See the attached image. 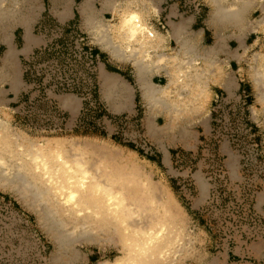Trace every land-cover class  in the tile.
<instances>
[{
    "label": "rangeland",
    "instance_id": "374dc122",
    "mask_svg": "<svg viewBox=\"0 0 264 264\" xmlns=\"http://www.w3.org/2000/svg\"><path fill=\"white\" fill-rule=\"evenodd\" d=\"M183 5L187 7L184 11L189 12L191 6L185 0ZM200 9L199 6L196 10L198 15L202 14ZM262 17V14L250 16L255 35L248 39L246 52L241 51L246 57L241 68L248 79L253 76L251 67L264 54V28L259 24ZM34 29L50 53L41 55L35 64L26 63L29 73L24 91L7 95L0 106L14 143L18 140L25 146L29 143L41 146L60 140L67 158L74 159L83 152L84 159H88L87 168L101 171L102 177L99 174L98 177L102 180L107 175L121 180L137 178L133 182L142 175L149 177L157 194L165 193L180 207L179 228L170 231L173 237L179 236L175 246L178 254L169 257L167 264H225L227 252L236 249L239 243L264 240V206L259 213L255 209L256 198L264 194V128L259 124L264 122V111L250 79L236 95L222 94L215 98L210 129L208 133L199 129L197 150L175 149L171 152V166L167 167L161 164L162 156L147 136L139 115H112L101 103L99 61L89 71L79 60L81 48L88 43L79 29L78 15L70 25L63 26L49 14H43ZM89 48L95 56L94 47ZM237 49L232 46V51ZM39 65L45 66L44 72L39 71ZM61 79L83 89L93 83L94 98L102 113L96 118L82 119L80 115L72 119L59 107L56 98L73 95L80 99V96L77 92L55 90L54 84ZM48 99L54 102L63 119L49 113ZM7 160L10 167L20 164L14 159ZM3 171L8 175L15 173L6 168ZM23 176L24 181L20 178L22 182L17 180L18 184L8 176L7 182L0 179V264H110L115 260L123 238L117 231L103 233L104 237L93 240L77 237L69 248L63 249V237L52 230L47 218L51 211L60 212L58 201L51 191L50 201L44 195L37 198L36 190L28 196L20 187L31 175ZM62 219L66 231L76 234L73 231L76 223L65 216ZM57 220L61 218L58 216Z\"/></svg>",
    "mask_w": 264,
    "mask_h": 264
},
{
    "label": "crops",
    "instance_id": "0c3cea01",
    "mask_svg": "<svg viewBox=\"0 0 264 264\" xmlns=\"http://www.w3.org/2000/svg\"><path fill=\"white\" fill-rule=\"evenodd\" d=\"M28 1L31 7H24L23 0H0V103L6 102L7 95H19L24 91L26 62L44 47L43 39L35 34L34 29L39 17L49 14L56 23L66 26L78 15L79 29L86 36L88 47H94L99 61L101 103L112 115H139L147 136L162 156L161 164L167 167L171 166V152L175 149L197 150L201 136L199 129L206 133L210 129V111L215 98L222 94L236 95L245 88L244 82L250 81L242 72L241 65H244L246 57L245 53L241 55V51L246 52L247 41L255 35V29L252 24L251 27L246 26V22L250 16L264 14V0H243L239 9L243 7L244 19L232 27L229 21L211 17L216 10L231 8L232 0H197L201 15L196 13L193 5L189 12L184 11L187 7L183 0H144L139 10H143L142 14L151 28L162 37L157 50L150 51L151 56L146 59L144 52H136V45L131 46L132 54H113L111 50L115 45L111 31L108 33L109 41L102 39V24L110 22L113 25L119 21L112 6L118 0H110L108 6L104 5V0ZM189 13L191 15H187ZM89 16L95 19L94 26L89 24ZM19 32L23 35L20 36ZM233 45L238 49L232 51ZM184 48L191 49V60L196 64V70L172 71L155 64L160 56L174 57L182 64ZM213 62L216 65L210 66ZM112 76L121 78L128 92L126 97L116 93L106 102L101 94V83ZM179 79L176 85L171 84ZM184 79L189 80L187 84L190 83L191 91H182L181 80ZM199 84L205 107L198 110L199 93L196 91L192 97L196 102L190 106V111L174 122L157 108L148 112L144 97L148 91L158 93L162 88H177L183 98L190 92L193 94ZM56 101L72 119L81 115L83 104L78 97L61 95ZM263 206L264 194H260L256 198V212L259 213ZM224 260L225 264H264V240L247 245L239 243L236 249L227 252Z\"/></svg>",
    "mask_w": 264,
    "mask_h": 264
},
{
    "label": "bare ground",
    "instance_id": "6f19581e",
    "mask_svg": "<svg viewBox=\"0 0 264 264\" xmlns=\"http://www.w3.org/2000/svg\"><path fill=\"white\" fill-rule=\"evenodd\" d=\"M223 1L225 0H220V2ZM104 2L107 6L111 4L110 0H104ZM232 2L231 8L216 10L211 17L214 20L221 18L229 21L232 27L238 26L244 19V12L241 10L243 7L239 9L243 0H232ZM141 3H144V0H118V3L114 2L112 5L114 10L116 9L119 21L113 25L110 22H104L101 28L104 41H109L110 31L113 34L114 42L110 40L115 45L111 50L113 54H132L131 46L136 45V52H144L145 58L148 59L151 56L150 51L157 50L162 37L151 28L147 18L142 14L143 10H139ZM23 6L31 7L32 4L28 0H23ZM94 20L92 16L88 17L89 24L93 26ZM248 21L246 26L251 27L252 23ZM259 24L264 28V14ZM155 64H160L172 71L196 70V64L191 60L190 48H184L182 64L176 62L174 57L166 58L165 56H160ZM215 65V62L210 64V66ZM251 68L253 76L250 80L257 102L261 104L264 111V54ZM178 82L180 79L172 81L171 84L176 85ZM181 82L182 91L190 89V83L187 84L188 79ZM199 87L200 84L193 94L190 92L183 98L177 88L174 90L162 88L158 93L148 91L144 95L148 112L157 108L174 122L182 114L190 111V106L196 102V99L192 97L197 92L199 93L197 106L199 110L201 106L206 105L205 100H201L203 96ZM127 92L126 85L117 76L103 79L101 83V94L106 102L110 101L116 93L126 97ZM259 124L264 128V122ZM10 131L9 123L1 117L0 109V179L7 182L8 176L18 184L17 180L21 181L20 178L24 181V174H30L31 178L20 187L21 190L29 193L28 196L31 195L32 190H36L37 198L44 195V199L47 198L46 200L50 201L48 198L50 191L54 194L60 212L51 211L47 218L52 230L63 237L61 241L63 249L69 248V245L77 241V237L93 240L107 232L117 231V233L121 232L123 237L122 247L119 249V255L110 264H167L169 257L177 256L175 246L179 243L177 242L179 236L173 237L170 231L179 228L181 216L177 211L180 207L165 193L157 194L156 186L151 184L149 177L142 175L139 180L133 182L137 178L134 179L130 175L129 177L134 180L128 177L121 180V178L107 175L103 176L105 179L102 180L103 178L98 177L101 171L87 168L89 163L88 159H84L83 152L74 159L67 158L60 140L41 146L30 143L25 146L18 140L14 143L11 140ZM129 152L136 154L133 150ZM7 158L10 161H19L20 164L10 167L7 164ZM3 168L15 173L8 175ZM120 174L118 173V176ZM43 189L47 191V194L43 193ZM58 216L61 220H57ZM63 216L66 220L76 223L73 224L76 225L73 229L76 234L70 235L66 231L67 226L62 219ZM145 216L146 218H143ZM94 227L96 228L92 229Z\"/></svg>",
    "mask_w": 264,
    "mask_h": 264
},
{
    "label": "built area",
    "instance_id": "2783aa9c",
    "mask_svg": "<svg viewBox=\"0 0 264 264\" xmlns=\"http://www.w3.org/2000/svg\"><path fill=\"white\" fill-rule=\"evenodd\" d=\"M185 2H187L190 6L193 5V8L195 11L198 10L199 4H197V0H185ZM49 53H50L49 48L44 47L43 49H40L38 51V53H36L34 56H32V58L29 59L26 63L29 65L35 64L40 59L41 55H44V54L47 55ZM79 60H81L80 63H84L87 66V68H89L88 69L89 71H91V68L93 67V65L97 64V62H98V60H96V56L93 55L92 49L89 48L88 46H85V48H81ZM33 67H34V65H33ZM43 67H45V66L39 65L38 66L39 71L44 72ZM34 70L36 71L37 75H39V77L40 76L42 77L41 72L36 70V68H34ZM26 73L27 74L29 73L28 69H27ZM53 88L55 90H58L61 92L71 91V92H77L79 94L80 100L82 101V104H83V108L81 110V118L82 119L86 118L87 116H92V117L96 118L99 113H102L101 106L99 105V103L94 98L96 86L93 83L89 84L86 87L84 86V89H83V88H80L79 86H77L76 84L74 85V84H71L70 82H66V81L61 79L60 82L54 84ZM46 101H49V104H48V107H50L49 113L59 117L60 119H63L64 118L62 116L63 114L60 112V110H58L55 107L54 102L52 100H49V99Z\"/></svg>",
    "mask_w": 264,
    "mask_h": 264
}]
</instances>
